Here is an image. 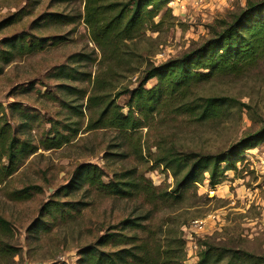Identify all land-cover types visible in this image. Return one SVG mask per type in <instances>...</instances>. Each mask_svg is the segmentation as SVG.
<instances>
[{
	"label": "rangeland",
	"instance_id": "rangeland-1",
	"mask_svg": "<svg viewBox=\"0 0 264 264\" xmlns=\"http://www.w3.org/2000/svg\"><path fill=\"white\" fill-rule=\"evenodd\" d=\"M247 1L194 3V0H186L180 6L165 4L155 20L158 21L167 8L172 18H166L158 30L147 29L129 41L130 50L138 54L137 62L131 59V66L141 70L139 65L143 66L146 60L157 65L181 56L210 36L211 26L222 19L230 20ZM22 7L20 20L0 27V39L24 32L60 40H51L29 54L14 55L9 61L0 59V116L6 117L15 134L27 140L32 150L36 147L34 153L31 154L32 150L26 153L24 164L0 185V214L10 222L12 242L19 249L12 259L2 260L0 264H76L81 249L94 243L107 226L116 224L126 215L135 216L143 211L144 207L135 199L105 198L77 187L70 191L63 189L77 165L87 162L99 165L105 173L104 181L111 179L114 173L135 167L153 186L171 190L174 180L163 164L154 162L158 149L153 144H171L179 151L224 152L264 127L263 57L240 76H216L198 87L197 94L201 96H226L233 101L215 119L196 121L187 114L165 110L147 119L130 141L123 140L122 134L113 128L87 131L85 105L102 54L91 41L82 20L74 24L42 23L38 27L35 24L47 12L79 15L83 11V0H0V22ZM76 53L87 54L92 61L76 62L71 58ZM62 65L67 70L76 69L79 78L65 79L56 75L57 67ZM104 68V64L101 65V69ZM89 73L91 81L87 80ZM138 74L123 72L119 80H115L117 90L133 87ZM155 82V79L149 80L146 86ZM60 85L77 90L66 92ZM126 101L125 95L117 99L124 110H127ZM81 106L82 114H75V109ZM52 124L63 132L68 125L76 131L72 132L71 142L45 150L42 139ZM135 141L142 146L136 154L132 150ZM121 152L128 153L121 155ZM256 152L252 147L244 149L241 157L233 155L228 163L231 168L218 177L220 182L216 186H211L206 178L183 188L182 197L174 203H161V211L154 214L155 220L165 218L167 213L175 215L172 226L177 228L180 224L178 230L185 241L183 249L181 242L172 244L170 264H196V254L204 242L218 249L251 254V258H245V264H264V174L254 167ZM33 184L40 185L42 191L33 192L29 199L8 197L9 191ZM52 198L62 202L69 211L65 219L59 215L51 221L49 215L41 211ZM39 219L47 221V225L36 222ZM194 220L203 222L201 229H193ZM229 258L230 253H226L220 264H225Z\"/></svg>",
	"mask_w": 264,
	"mask_h": 264
},
{
	"label": "trees",
	"instance_id": "trees-1",
	"mask_svg": "<svg viewBox=\"0 0 264 264\" xmlns=\"http://www.w3.org/2000/svg\"><path fill=\"white\" fill-rule=\"evenodd\" d=\"M167 3L168 0H83V11L79 15L52 11L41 15V21L35 23L38 27L42 23L74 24L82 20L91 41L102 54L101 65L104 64L105 68L101 69L100 65L96 70L85 105L88 111L87 131L113 128L122 134L123 140L130 141V137L145 126L147 119L165 110L179 115L187 114L196 121L215 119L233 101L226 96H201L197 94L198 87L216 76H240L264 57V0H248L244 8L231 15L230 20L222 19L211 26L210 36L189 51L157 65L150 59L146 60L138 70L131 66V59L137 62L138 54L130 50L129 41L147 29L158 30L166 18H172L171 10L167 8L159 20H155ZM23 12L22 7L12 14L14 19L8 17L1 21L0 27L20 20ZM51 40L60 38L24 32L2 37L0 59L9 61L14 55L38 51ZM71 58L76 62L92 61L90 56L83 53H76ZM125 71L139 73L136 84L117 90L115 80H119ZM59 74L65 79L79 78L76 69L67 70L63 65L57 67L56 75ZM87 76V80L91 81V74ZM153 79L156 80L155 84L146 86ZM59 87L66 92L77 90L68 85ZM122 95L127 97V110L117 102ZM74 113L82 114V106ZM52 126L42 139L41 145L45 150L71 142L72 132L76 131L71 125L67 126L66 132L60 131L54 124ZM127 134L129 139L126 138ZM262 142L264 127L224 152L179 151L171 144H153L158 149L154 162L163 164L174 180L171 190L153 186L135 167L114 173L111 179L104 181L105 173L99 165L88 162L77 165L63 189L70 191L77 187L85 192L94 191L105 198L135 199L144 208L135 216L126 215L116 224L107 226L94 243L81 249L76 264H170L172 244L181 242L183 249L185 241L178 230L180 224L177 228L172 226L177 218L175 215L167 213L165 218L155 220L154 214L161 211V203H174L182 197L183 188L206 178L211 186H216L220 182L218 177L231 168L228 163L233 155L241 157L244 149ZM32 148L27 140L15 134L6 117L0 116V185L24 164L23 158ZM141 148L140 142L135 141L133 153H138ZM127 153L121 152V155ZM41 191L40 185H27L9 191L8 197L27 200L33 192ZM41 211L49 215L51 221L60 216L65 219L69 214L56 198L47 201ZM36 222L47 225V221L41 219ZM12 231L10 222L0 214V261L12 259L19 251L12 242ZM200 247L196 264H220L226 253H230V258L225 264H245V258L252 257L246 252L240 254L238 250L218 249L209 242H204Z\"/></svg>",
	"mask_w": 264,
	"mask_h": 264
},
{
	"label": "built area",
	"instance_id": "built-area-1",
	"mask_svg": "<svg viewBox=\"0 0 264 264\" xmlns=\"http://www.w3.org/2000/svg\"><path fill=\"white\" fill-rule=\"evenodd\" d=\"M186 0H168V3L170 6L171 5H183V3ZM202 0H194V3H198L201 2ZM254 150H256L257 154H256V160L254 161V167L257 171H259V173L264 174V142H262V144L257 145L255 147H253ZM191 226L193 227V229H201L203 226V222L201 220H194L191 223ZM194 248H196V250L198 249V246L194 243L193 244Z\"/></svg>",
	"mask_w": 264,
	"mask_h": 264
}]
</instances>
